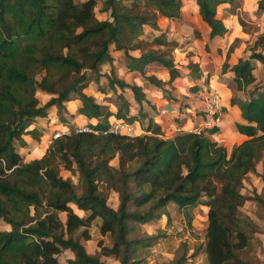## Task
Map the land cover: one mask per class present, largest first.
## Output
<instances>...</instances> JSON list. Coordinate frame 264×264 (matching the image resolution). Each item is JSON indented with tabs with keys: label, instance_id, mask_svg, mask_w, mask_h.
Segmentation results:
<instances>
[{
	"label": "trees",
	"instance_id": "obj_1",
	"mask_svg": "<svg viewBox=\"0 0 264 264\" xmlns=\"http://www.w3.org/2000/svg\"><path fill=\"white\" fill-rule=\"evenodd\" d=\"M191 1L208 28L206 37L228 41L231 28L216 16V9L231 0ZM95 4L96 0H0V219L9 226L0 229V264H59L57 254L62 250L72 253L71 264H112L100 256H112L117 264L139 263L140 250L160 234L129 236L131 225L167 215L168 202L179 210L196 203L207 206L206 264H250L239 255L249 245V221L237 213L245 199L240 188L246 173L264 160V88L241 100L229 97L228 103L238 107L243 119L232 122V128L245 136L229 151L209 137L219 125L162 136L159 124L149 117L143 133L102 134L112 119H137L122 95L124 87L138 104L144 93L139 85L118 78L111 66L105 76L111 89L121 91L115 95L116 104L111 108L95 101L86 88L95 82V91L104 92L96 83L99 64L111 61L112 47L122 51L128 70H137L155 86L179 77L169 52L177 41L163 33L149 40L140 35L145 26L162 31L159 17H179L181 0H103V18L95 16ZM261 13L264 0H256L253 15ZM257 47H264V31L245 57L227 60L232 43L227 47L219 72H231L238 89L254 80V60L264 65V50ZM133 50L136 55L130 53ZM150 62L166 70V80L144 73ZM187 67L196 79L189 89L197 91L202 87L199 64L189 61ZM37 89L49 95L43 103ZM72 98L78 113L96 119L87 124L98 133L72 129L75 125L63 115L64 102ZM50 106L61 124L52 131L67 127L70 131L52 139L39 157L24 161L15 145H22L26 134L38 138L39 130L29 125ZM114 157L116 165L109 162ZM60 168L76 171L80 193L59 174ZM261 180L262 192L254 193V199L264 206V176ZM99 184L116 192L115 207L107 204ZM94 220L98 232L109 235L110 244L99 239L98 249L90 253L78 238L90 237L87 228ZM184 261L182 253L169 263Z\"/></svg>",
	"mask_w": 264,
	"mask_h": 264
},
{
	"label": "rangeland",
	"instance_id": "obj_2",
	"mask_svg": "<svg viewBox=\"0 0 264 264\" xmlns=\"http://www.w3.org/2000/svg\"><path fill=\"white\" fill-rule=\"evenodd\" d=\"M102 1L103 0H96V4L93 8L94 14L97 18H103L106 16V11L100 9ZM251 2L252 0H242V2L239 3L237 1L231 2L234 5L233 8L237 7L236 9H234L235 12L232 14L236 15V20L240 24L237 31L235 32L237 35H239V37L234 41H232V39V42H228L224 37L220 39L217 37L208 39L204 35V32L202 34V26L205 25L204 22L199 19V14L196 8L193 7L191 0H181L179 17L171 18L169 24L165 23V28L161 29L162 31H160V29H152L146 26L144 27L143 35H140V37L149 40V38L163 33L167 39H173L177 41V45L170 48L169 52L173 58L175 67L178 69L179 77L182 76L181 73H183L184 75L183 78H181V83H183L186 91L183 89L182 92L187 94L185 97L191 96V94H193L192 96L197 98V101L199 103L198 98L201 97L200 94H203V92L207 90V88L204 87V83H206L205 77L208 73H206L205 70L200 69V83L202 84V87H200L197 91H191L189 89V86L192 82H196V79L192 78L188 73L189 69L187 67V63L189 61H197L198 64L202 66V64L206 61V64H204L205 66L209 67L210 69H214V67L219 69L222 61L226 60L225 52L228 45L231 43L233 51L228 55L229 58H227V60H230V56L231 61H233L237 55L240 57L247 56L250 52V46L253 44L256 36L264 31V13H261L260 15L255 14L256 16H254L253 5L255 1L252 5ZM226 12L227 11H224V14L217 16L226 19L228 16ZM162 20V18H158L160 25L164 24L163 22H165ZM194 30L198 31L197 35H194ZM186 43L191 44L192 48L195 51L186 50L184 45ZM205 45L207 47L206 50ZM160 47L162 48L163 46ZM257 50H264V47H257ZM253 62L252 74L254 76V80L240 89L235 87V83L231 78V72H224L222 75H220L221 73L216 69L218 71L217 75H219L217 79H219L220 82L225 83L228 87V90L226 91L227 96H231L236 98L237 100H241L247 97L248 94H251L253 91H255L256 88H260L263 90L264 65L259 61L254 60ZM149 66H154V64ZM99 67L101 70L107 69L105 64L100 65ZM153 72V74H156L158 76L160 74V71L158 69H154ZM105 74L106 73L103 74L104 77L99 76L100 78H98L97 83V86L104 88L105 91L104 93L96 91L94 93V99L100 104L113 106L114 103H111L108 98H110L111 101L112 99L116 100L115 95L121 91L118 89V87L111 89L107 85ZM117 74H120L121 77L123 76V78L127 81L132 79V83L138 85L141 84V81L135 78L142 79L143 84L140 87L141 90L146 91L151 87L147 80L142 77L144 75H142L141 73L140 75L138 72L126 73L121 63L119 64V67L117 65ZM145 74H148V72H146ZM100 75L102 76V74ZM201 79H203L204 82L201 81ZM92 86L96 85L92 83L89 89H91ZM151 88L155 87L152 86ZM161 88H164V94L167 91L169 92L166 83H163L161 85ZM122 90L123 97L130 103V112L136 114L137 117L136 120H133L130 123L138 121L136 122L138 123V127L140 129L145 128L149 118L147 112H151L152 114L154 108L151 109L150 104L144 101L145 99L141 101L142 105L136 104L131 96L130 90L128 88H124ZM208 90H214L218 94L213 85L212 87H209ZM146 93L147 92H145L144 94ZM35 94L41 103L47 100L46 95H44L38 89L36 90ZM171 98L175 101L179 100L180 104L183 100L180 99V97H175L172 95ZM221 103L222 101L220 99V117L222 121V113L224 111V107H222ZM194 108L196 109V113L200 115V117H205V114L203 115V113L205 112L201 109L199 104H197ZM139 111H142V113H144L145 115L139 114ZM221 121L219 123V131L209 134V137L222 144L225 149L229 151L232 145L231 142L236 143L238 139H233L232 137L230 138V135L227 131L223 133L220 132L222 125ZM167 127L169 128L168 125ZM198 128L199 130H202L203 128L205 130L207 127L198 125ZM134 132H138V130ZM170 134H172L171 128L169 131L163 130L161 135L169 136ZM109 162L113 165H116V157L112 158ZM59 174L63 178H67L68 180H70L76 193H80L81 187L75 170H66L60 168ZM261 176H264V160H258L255 164L254 171L246 173L242 181V186L240 188V192L245 196V199L241 206H239L237 214L240 218L249 221V224L246 228L251 235L249 245L242 249L239 255L246 263L250 264H264V206L254 199V193L261 194L262 192L261 190L263 187V183L261 180ZM99 188L106 193L107 204L111 207H115L117 204L116 192L111 189L106 190L103 184H99ZM206 210L207 206L201 203H196L186 208L185 210H179L173 202H168L166 205L167 215L162 214L159 218L144 223H133L131 225L132 230L129 232V236H139L142 233L160 234L157 238H155L151 245L143 250H140L139 257H142L143 260L136 264H170L169 260L171 258L179 256L182 253H184L185 255V261L183 262V264H206L203 253V245L205 240L204 233L206 227ZM58 215L62 220L65 217V213L62 211L59 212ZM1 228H5V225L3 227V222L0 219V229ZM87 230L90 234V237L88 239H82L81 237L78 238V240L83 244L86 252L91 253L94 250H97L98 247L96 243L99 239L103 244H110L109 235L107 233L100 234L98 232L96 220L90 223ZM71 254L72 253L69 250H62L61 252H59L57 254L59 264H71L69 257H67L71 256ZM100 259L107 263L117 264V261L113 259L112 256H100Z\"/></svg>",
	"mask_w": 264,
	"mask_h": 264
},
{
	"label": "crops",
	"instance_id": "obj_3",
	"mask_svg": "<svg viewBox=\"0 0 264 264\" xmlns=\"http://www.w3.org/2000/svg\"><path fill=\"white\" fill-rule=\"evenodd\" d=\"M233 1H237L238 3L242 2V0H231V2H233ZM254 1H256V0H252L251 5L254 3ZM231 2L221 3L217 6V9H216V11H217L216 16L224 14V11L228 12V13L226 12V14L228 15L226 19L221 18L222 21L225 24L229 25L231 28L229 38H228V42L231 41L235 37L236 38L239 37V35H237L235 32L237 31V29L240 25L238 23V21L236 20V15L232 14L235 12L234 9H236L237 7L233 8L234 5ZM242 6H243V4H242ZM162 19H163L162 21H165V22H163L164 24H162V25H160V23H159V25H160V27H162V29H164L165 23L169 24V21L171 19H164V18H162ZM199 19L201 20L200 16H199ZM202 22H204V21H202ZM204 25L205 26H202V34L204 32V35L206 36L208 28H207L205 23H204ZM191 27H193V26H191ZM215 37H217L219 39L223 38L220 36H213L212 38H215ZM184 45H185L186 50L195 51L192 48L191 44L186 43ZM130 53L133 55H136L137 51L133 50V51H130ZM109 54L111 56V61L110 62L106 61V62H102L99 64V66L105 64L107 67V69H103V70H101L99 67V71L102 74V76L101 75H99V76L104 77V75H103L104 73L108 74L109 69L112 66L113 71L118 78L123 79L128 84H134V83H132V79L128 80V81H130V82H128L127 80H125L123 78V76L121 77L120 74H117V65L119 67L120 63L123 65V68L126 71V73L138 72L137 70H128L126 68V66H125L126 58L123 56L122 51L110 47ZM230 58H231V56H230ZM153 64H154V66H149V65H153ZM204 64H206V61L202 64V66L199 64L200 65L199 67H201L200 69L205 70V72L209 74L208 86L212 87V85H213L214 89L218 92V94L220 96V99L222 101L221 105H222V107H224V111L222 113V121H221V124L223 126L221 125L220 132L223 133V132L227 131L230 135V138L232 137L233 139H238V141L236 142V143H238L242 139H244L245 136L243 134H240L237 131L233 130L231 124L234 121H243V119L240 116L239 109L236 105H234V104L230 105L228 103L229 96H227V94H226L228 87L226 86L225 83H222V82H220L219 79H217L219 76V75H217V72L219 71V69H217L216 67H214V69H210L209 67L205 66ZM154 69H158L160 71L159 76L155 74L158 78H161L162 80H166V78H167L166 70L164 68L158 66L155 62H150L146 65L145 73L146 72H148V74H149V72L154 73L153 72ZM222 74L223 73H221L220 75H222ZM181 75H182L181 77H176L175 79L171 80L170 83H166L168 90H169V92L167 91L169 95L167 94V92L164 94L163 89L161 87L155 86L154 84L149 83L148 81L147 82L149 83V85H151V87L153 86L155 88L150 87L146 91L142 90L143 93L147 92L146 94H144V99H145L144 101H146L147 103L150 104L151 109L154 108V111H152V114H151V112H147V115H148V117H151L154 122L159 124V127L162 130L169 131L170 128H171L172 132L176 131V130H190L195 124H199L201 122V117H200V115H198L196 113V109L194 108L197 104H199L201 107V99L198 98L199 99V103H198L197 98L192 96L193 94H191V96L185 97L187 94L182 92L183 89L185 90V87L183 86V83H181V81H182L181 78H183L184 75H183V73H181ZM100 77H98V78H100ZM142 77L144 78V76H142ZM135 79H137V80L139 79L141 81V84L139 85L141 87V85L143 84V80L140 78H135ZM92 83L95 84V82H91L88 85V87L86 88V92L91 93L94 96V93L96 92L95 86H92L91 89H89ZM96 83H98V80ZM136 85H138V84H136ZM124 88H128V87H124ZM170 89H172V90H170ZM39 91L42 92L44 95H46L47 98L49 97L48 94L44 93L41 90H39ZM103 91H105V89ZM170 92H171L172 96L180 97V99H183L181 104H180L179 100H177V101L172 100ZM100 93H104V92H100ZM131 96H132V93H131ZM132 98H133V96H132ZM108 99L110 100L111 103L113 102L114 103L113 106H115L116 103L113 101L114 99H112V101L110 98H108ZM133 100H134V98H133ZM135 103L138 104L136 101H135ZM139 104H141V102ZM64 105H65V112L63 113V115L64 114L66 115V120L68 123H71L72 125H78V124H87V123L96 122L95 118H87L84 115L77 112V110H76L77 109V100L76 99L72 98L68 101H65ZM113 106H109V107L112 108ZM129 106H130V103H129ZM65 115H64V117H65ZM111 117L112 116H110V118ZM136 122H138V121H136ZM136 122L132 123L133 134L145 132L144 128L140 129L138 127V123H136ZM167 125L169 126V128L167 127ZM32 126H34L37 130H39L40 133L38 134V138H33V137L29 136L28 134H26V135H23L24 143L22 145H20V144L15 145L16 151L22 156V159L24 161H29L33 158H37L40 155H42V153L45 151V148L47 147V145L49 143V137H50V134L53 130L52 127H54V128L59 127V126L61 127V124L59 123V121L57 120V117H56L55 108L53 106H50L47 109L46 115L34 116L32 118V122L29 125V127H32ZM136 130H138V132H134ZM231 144L233 145V144H235V142L234 143L231 142ZM2 222H3V227L5 225V228H1V229H8L9 228L8 224L5 223L3 220H2ZM67 257H69V259H71L72 254H71V256H67Z\"/></svg>",
	"mask_w": 264,
	"mask_h": 264
},
{
	"label": "built area",
	"instance_id": "obj_4",
	"mask_svg": "<svg viewBox=\"0 0 264 264\" xmlns=\"http://www.w3.org/2000/svg\"><path fill=\"white\" fill-rule=\"evenodd\" d=\"M201 97V109L205 112V117L201 118V122L198 125H202L203 127H210L212 125H219L221 121L220 117V100L218 94L214 90H206L203 94H200ZM198 125H194L190 130L199 131ZM73 130H85V131H93L94 133H98V130L92 129L88 124H78L73 126ZM132 123L123 120V119H112L109 121V125L101 130L102 134L105 133H123V134H131ZM70 128H63L61 130H54L51 132L49 137V142L61 135L62 133H68Z\"/></svg>",
	"mask_w": 264,
	"mask_h": 264
}]
</instances>
